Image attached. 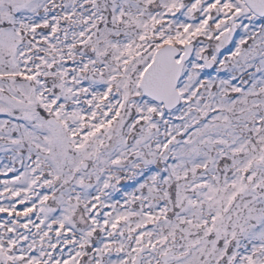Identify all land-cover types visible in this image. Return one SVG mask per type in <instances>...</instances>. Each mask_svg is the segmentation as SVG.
<instances>
[{"label":"snow or ice","instance_id":"snow-or-ice-1","mask_svg":"<svg viewBox=\"0 0 264 264\" xmlns=\"http://www.w3.org/2000/svg\"><path fill=\"white\" fill-rule=\"evenodd\" d=\"M0 264H264V0H0Z\"/></svg>","mask_w":264,"mask_h":264},{"label":"rangeland","instance_id":"rangeland-1","mask_svg":"<svg viewBox=\"0 0 264 264\" xmlns=\"http://www.w3.org/2000/svg\"><path fill=\"white\" fill-rule=\"evenodd\" d=\"M3 177H0V179H2Z\"/></svg>","mask_w":264,"mask_h":264}]
</instances>
